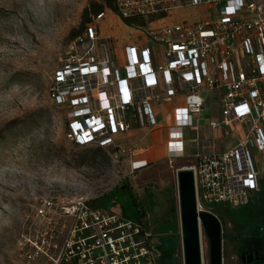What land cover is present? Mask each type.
I'll use <instances>...</instances> for the list:
<instances>
[{"label": "built area", "instance_id": "2783aa9c", "mask_svg": "<svg viewBox=\"0 0 264 264\" xmlns=\"http://www.w3.org/2000/svg\"><path fill=\"white\" fill-rule=\"evenodd\" d=\"M114 0L92 17L53 70L47 88L76 147L101 148L129 159L116 139L135 129L165 126L174 161L184 154L185 129L197 131L207 96L216 93L221 112L211 129L228 128L236 144L206 151L189 167L198 212L250 205L264 177L252 157L264 153V0ZM215 9L200 20H163L177 10ZM112 11L134 37L116 47L99 25ZM194 99V101H191ZM177 101L168 111L160 107ZM200 144V140L194 141ZM87 196L42 198L36 228L19 254L25 264H158L147 217L92 205Z\"/></svg>", "mask_w": 264, "mask_h": 264}, {"label": "rangeland", "instance_id": "374dc122", "mask_svg": "<svg viewBox=\"0 0 264 264\" xmlns=\"http://www.w3.org/2000/svg\"><path fill=\"white\" fill-rule=\"evenodd\" d=\"M102 0H0V264H25L19 254L22 238L33 233L35 207L42 198L87 196L111 211L135 216L137 210L122 187L129 188L147 213L146 230L152 237L158 264H183L180 211L176 170L187 167L180 159L191 160L202 150L194 141L216 142L227 150L234 138L225 136L226 127L211 129L221 112L216 98H208L197 131L186 129V148L172 164L160 160L169 129L159 136L141 131L137 146H155V159L135 168L125 156L115 158L101 148L76 147L65 137L62 115L48 99L47 88L53 70L68 44L82 30L83 14L93 15V4ZM223 1H218L222 5ZM215 9L214 5L209 12ZM196 10V11H195ZM201 12L196 7L177 10L173 20H193ZM100 22L104 38L116 40L120 48L135 38L133 29L118 20L112 11ZM194 101V99H191ZM234 134L236 133L235 126ZM135 137H118L119 146L129 148ZM204 146V145H203ZM252 157L264 177V153ZM261 191L248 206L220 207L213 213L221 225L222 264H243L241 241L248 236L250 224L264 227V179ZM256 215V217H254ZM202 264H209V240L200 228ZM259 257V255H258Z\"/></svg>", "mask_w": 264, "mask_h": 264}, {"label": "water", "instance_id": "95a60500", "mask_svg": "<svg viewBox=\"0 0 264 264\" xmlns=\"http://www.w3.org/2000/svg\"><path fill=\"white\" fill-rule=\"evenodd\" d=\"M178 206L181 221L183 264H202L200 228L209 240V264H222V235L219 220L211 213L198 212L192 170L183 167L176 171Z\"/></svg>", "mask_w": 264, "mask_h": 264}, {"label": "crops", "instance_id": "0c3cea01", "mask_svg": "<svg viewBox=\"0 0 264 264\" xmlns=\"http://www.w3.org/2000/svg\"><path fill=\"white\" fill-rule=\"evenodd\" d=\"M211 7L212 6H209V5H202L201 7H198L197 10L199 9L201 12H203V10H204L207 13V15H208V13H209L208 9H210ZM207 15H204V14L201 15L200 12H198V14L195 12V13H193V15L191 14L189 16L193 20H200V19H202L203 17H205ZM163 21L165 23H171V22H175L176 20H173V18L171 16L169 18L164 19ZM206 96H207V99L210 98V97L216 98L217 99V105H218L219 97L217 96L216 93H212V94H209V95H206ZM176 102L177 101H174V103H172V104H167V105L161 106L160 109L168 111L171 107L174 106V104ZM165 128H167V127L165 126ZM163 129H164V127H163ZM160 130H161V128H159V130H155V131H150V130H146V129H144V130L135 129V130L129 131L126 134L118 136V137H120V136L121 137H124V136L135 137V141L132 142V144H131V146H129V148H124L123 147L127 151H129L130 149H136L137 152L134 155L129 157V161H131L133 163V167H135V168L145 167V165H149V164H151L153 162H160V160H165L166 157H168V154H169V149H168V144H167L168 140L166 142H164V144H162L163 145V153H162V157L160 158V160H156L155 159V154H156V147L155 146L151 145V146L143 148L141 146L135 145V144H137L138 141H140L139 133L141 131H143L146 134V136H149V135H153V136L157 135V136H159ZM185 130L183 131L184 135H185ZM231 135L234 138V140H233L234 144L233 145H235L236 144V140H237V136L235 134H231ZM231 135L230 134H228V135L224 134V137L225 136H231ZM118 137H117V139H118ZM202 142L203 141H200V144H197V146L199 148H201V150H202L200 153H204L206 151H216V152H222L223 151V150L221 151V150H219V149H217L215 147L216 142L215 143L214 142H211V143L208 142L206 144H204ZM184 144H185V140H184ZM233 145L229 146V148L232 147ZM185 148H186V144L184 146V152H185ZM200 153H197L194 156H192L191 160L180 159V161H184V163H186V166H187L186 168H189V167H191L192 165H194L196 163V159L195 158ZM167 161H168L169 164H172L175 160L174 161L167 160Z\"/></svg>", "mask_w": 264, "mask_h": 264}, {"label": "trees", "instance_id": "16d2710c", "mask_svg": "<svg viewBox=\"0 0 264 264\" xmlns=\"http://www.w3.org/2000/svg\"><path fill=\"white\" fill-rule=\"evenodd\" d=\"M113 1L114 0H102V2L99 3V4H93V6H92L93 7V15L92 16H94V15L102 12L105 7H108V8L110 7V8L113 9V7H112ZM87 14H88L87 13V10H85L84 11V14H83L84 19L82 21L83 22V26H82L83 28H82L81 32L83 31L84 27L90 21V18L87 19ZM92 16H90V17H92ZM122 191L124 192V195H127L130 198V201L132 202L133 206L137 208V210L135 212V217H137V219H140V220L141 219H145L147 217V213H146V211L142 207L139 206V204L137 202V199L133 196V194L130 191V189L129 188H127V189L125 188L124 190L122 189ZM92 205L94 207H98V208L101 207L95 201L92 202ZM254 217H256V215ZM257 233H258L257 227H254V226H252L250 224L249 231H248V234L250 236H248L246 239H243L241 241L242 246L245 245V243L247 244V241H249V240L256 241V238H257L256 235H257Z\"/></svg>", "mask_w": 264, "mask_h": 264}, {"label": "flooded vegetation", "instance_id": "af4514ba", "mask_svg": "<svg viewBox=\"0 0 264 264\" xmlns=\"http://www.w3.org/2000/svg\"><path fill=\"white\" fill-rule=\"evenodd\" d=\"M124 190L125 187H122ZM264 224V221H261ZM258 233L256 235V241H247L243 248V256L240 258L243 264H264V227L258 226ZM259 255V257H258Z\"/></svg>", "mask_w": 264, "mask_h": 264}]
</instances>
